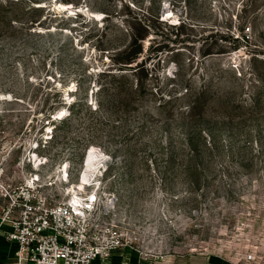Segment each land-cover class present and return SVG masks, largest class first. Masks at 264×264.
I'll return each mask as SVG.
<instances>
[{
	"label": "rangeland",
	"instance_id": "obj_1",
	"mask_svg": "<svg viewBox=\"0 0 264 264\" xmlns=\"http://www.w3.org/2000/svg\"><path fill=\"white\" fill-rule=\"evenodd\" d=\"M73 1L0 0V209L41 157L63 200L54 170L96 147L128 250L264 264V0ZM146 31L147 64L115 67ZM122 74L136 104L111 101Z\"/></svg>",
	"mask_w": 264,
	"mask_h": 264
},
{
	"label": "built area",
	"instance_id": "obj_2",
	"mask_svg": "<svg viewBox=\"0 0 264 264\" xmlns=\"http://www.w3.org/2000/svg\"><path fill=\"white\" fill-rule=\"evenodd\" d=\"M41 158L44 162L33 166L19 186H3L10 201L0 209V225L10 226L6 236L16 246L18 264L105 263L115 252L133 248L115 219L116 194L98 179L102 172L87 173L81 188L84 170L75 177L71 162L58 165L54 174L65 186L59 201L48 192L55 185L52 175L41 168L49 158Z\"/></svg>",
	"mask_w": 264,
	"mask_h": 264
},
{
	"label": "trees",
	"instance_id": "obj_3",
	"mask_svg": "<svg viewBox=\"0 0 264 264\" xmlns=\"http://www.w3.org/2000/svg\"><path fill=\"white\" fill-rule=\"evenodd\" d=\"M64 2H67L66 4H72L75 5V2L73 0H63ZM33 2V1H32ZM39 4L38 2H34ZM27 10L29 11L30 14L38 16L37 19L34 20H30L28 22V24L31 26V28H35L36 26H42L43 25V20H42V16L43 14L46 12V8L45 5H34V4H29L27 7ZM136 22L140 25L143 26L147 25L146 23H144V20L141 18H137ZM5 24V22H3ZM7 25H17V21H8L6 22ZM148 34V32L146 31L144 34H134L132 36V42L130 43L131 47L129 48H125L123 50H121L118 54H117V58L114 60V65L119 66L120 68H133V66L131 67H127V65L130 64H134L136 63V67H137V71H135L134 75H136L135 73H137L138 71H140V65L144 63H146V58L141 59V61H139V59L142 57L144 50H143V42L141 40H143L146 35ZM238 40V39H237ZM162 52L164 51L161 50ZM121 70H126V69H121ZM130 70V69H129ZM114 82V87H111V101L115 102V103H126V105H133L136 104L137 99H139L138 97H141L143 95V91L145 89V84L143 82H139V80H136V83H134L133 81H131V79L129 78L128 75L126 74H122V75H114L112 76ZM103 87H100L98 90H102ZM109 91V88L107 89H103V92ZM191 109H195V106H193V108Z\"/></svg>",
	"mask_w": 264,
	"mask_h": 264
},
{
	"label": "crops",
	"instance_id": "obj_4",
	"mask_svg": "<svg viewBox=\"0 0 264 264\" xmlns=\"http://www.w3.org/2000/svg\"><path fill=\"white\" fill-rule=\"evenodd\" d=\"M10 230L8 224L0 225V264H18L15 256L16 246L7 240V232ZM31 264V263H25ZM94 264H219L210 257L202 255H165L163 258L157 256H144L130 250L117 251L105 263L99 260Z\"/></svg>",
	"mask_w": 264,
	"mask_h": 264
},
{
	"label": "bare ground",
	"instance_id": "obj_5",
	"mask_svg": "<svg viewBox=\"0 0 264 264\" xmlns=\"http://www.w3.org/2000/svg\"><path fill=\"white\" fill-rule=\"evenodd\" d=\"M95 15L98 16L99 14L96 13ZM104 159L105 158L100 154L96 147H93L88 152H86L84 159L85 164L82 169V171L84 170L83 179L81 182L78 183L81 188L83 187V184L86 183L85 176L87 175V173H100L101 169L99 168L101 165H104ZM36 161H38V157L36 158ZM76 187L77 186L75 185L73 189H76Z\"/></svg>",
	"mask_w": 264,
	"mask_h": 264
}]
</instances>
